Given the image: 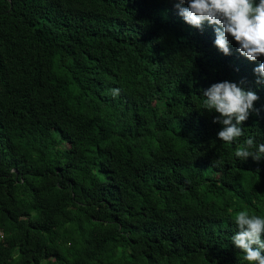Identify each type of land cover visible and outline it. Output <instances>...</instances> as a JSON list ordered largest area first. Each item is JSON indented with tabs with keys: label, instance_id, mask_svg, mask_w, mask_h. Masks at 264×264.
Returning a JSON list of instances; mask_svg holds the SVG:
<instances>
[{
	"label": "trees",
	"instance_id": "16d2710c",
	"mask_svg": "<svg viewBox=\"0 0 264 264\" xmlns=\"http://www.w3.org/2000/svg\"><path fill=\"white\" fill-rule=\"evenodd\" d=\"M215 39L171 0H0V264H246L232 217L264 215V159L234 153L264 143V57ZM224 81L259 96L233 144L200 110Z\"/></svg>",
	"mask_w": 264,
	"mask_h": 264
},
{
	"label": "clouds",
	"instance_id": "9594fccd",
	"mask_svg": "<svg viewBox=\"0 0 264 264\" xmlns=\"http://www.w3.org/2000/svg\"><path fill=\"white\" fill-rule=\"evenodd\" d=\"M171 0L179 15L188 25L204 30V24L214 26L215 46L224 55H230L229 38L238 45L237 51L249 61L264 57V0ZM187 4V7L184 5ZM256 83H264V63L254 68ZM113 97L119 89H111ZM259 96L236 83L224 81L211 85L203 92L202 109L219 115L213 123L223 127L218 138L224 144H233L245 135L243 124L253 112ZM235 157L241 161L249 157L259 162L264 159V143L257 144L249 137L238 144ZM219 162V161H217ZM231 212L232 210L229 209ZM239 229L231 237L246 264H264V215L251 214L248 210L237 211L232 217Z\"/></svg>",
	"mask_w": 264,
	"mask_h": 264
}]
</instances>
